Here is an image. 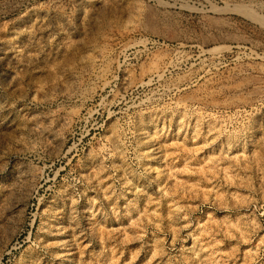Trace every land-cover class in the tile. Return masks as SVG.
<instances>
[{"label":"rangeland","instance_id":"rangeland-1","mask_svg":"<svg viewBox=\"0 0 264 264\" xmlns=\"http://www.w3.org/2000/svg\"><path fill=\"white\" fill-rule=\"evenodd\" d=\"M0 264H264V0H0Z\"/></svg>","mask_w":264,"mask_h":264},{"label":"bare ground","instance_id":"bare-ground-1","mask_svg":"<svg viewBox=\"0 0 264 264\" xmlns=\"http://www.w3.org/2000/svg\"><path fill=\"white\" fill-rule=\"evenodd\" d=\"M250 15V14H249ZM220 20V19H219ZM157 23V22H156ZM154 73H157V71H154Z\"/></svg>","mask_w":264,"mask_h":264}]
</instances>
